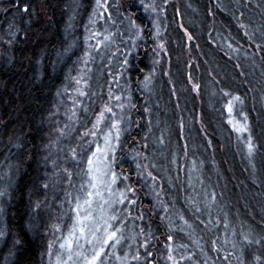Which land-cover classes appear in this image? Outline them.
Returning <instances> with one entry per match:
<instances>
[{
  "label": "trees",
  "instance_id": "trees-1",
  "mask_svg": "<svg viewBox=\"0 0 264 264\" xmlns=\"http://www.w3.org/2000/svg\"><path fill=\"white\" fill-rule=\"evenodd\" d=\"M96 3L0 0V264H47L83 198L93 147L78 144L114 95L133 203L103 264H171L167 244L173 264H264V0Z\"/></svg>",
  "mask_w": 264,
  "mask_h": 264
},
{
  "label": "rangeland",
  "instance_id": "rangeland-1",
  "mask_svg": "<svg viewBox=\"0 0 264 264\" xmlns=\"http://www.w3.org/2000/svg\"><path fill=\"white\" fill-rule=\"evenodd\" d=\"M98 8H101L102 6H98ZM88 42L87 46L90 48L89 49H94L92 46L98 48L100 46V40L98 39V35L93 30L88 29ZM95 39V40H94ZM106 41V38H104V42ZM88 49V48H87ZM87 61L84 62L83 64V70L86 68ZM82 70V67H81ZM83 72V71H82ZM78 75H75L73 77V82L68 84L67 89H66V96H65V102H67L66 105V113H65V120L68 122L71 121V119L74 117L75 109L78 108V105L81 102V95H83V89L85 86V75H80L83 73H77ZM119 96L114 95L112 98L109 96L107 100L104 102V104L101 106V108L98 110V114L96 117L93 119L92 126L90 129L87 131V133L84 135V139H80L81 144H78L82 149H87L88 147H93V152L96 151V148L99 146L102 150L104 149L105 146V141L104 137L111 132V143L114 146L113 147V152L108 153L109 156L112 157V160L114 162H111V167L115 171V163L117 161V158L119 157V148L121 144V139L123 137V132H122V123L124 122V111H125V106L126 102L125 99L119 98ZM65 107V105H64ZM111 109V111H105V109ZM115 122L117 124V129L111 128V124ZM230 123L233 127L234 130L237 131L238 128H243V125H240L236 123L232 117H230ZM109 124V125H108ZM66 126V125H65ZM57 133L63 130V127H57ZM246 130H241L237 131L239 135L243 134ZM119 135V139L117 140L116 137ZM91 153L90 157H92ZM74 155V154H72ZM73 157V156H72ZM101 157V153H97V155L93 158V167L97 165L98 158ZM88 168L89 165H87V177H86V185L85 188L83 189V198L79 199L78 201L83 204V201L85 199H88L87 197V192L88 191H93L95 192L96 189H93L90 187L89 184V175H88ZM118 176V179L115 184L111 185V190L112 194L109 195L108 191H103V197L104 199L110 200V201H116L121 199V194L123 193L124 196L127 198L130 196L129 189L131 188L130 183L128 182L127 178L121 176L120 174L116 173ZM110 180V176L108 177ZM118 184H120V187L118 188ZM100 187V186H98ZM93 203H92V208L91 211L93 215L96 217V220L98 221L99 225L103 226L104 221L107 219L108 216V211L107 205H104V209L102 210L100 205L102 203L101 198L97 196L91 197ZM127 201V199H125ZM77 202L75 204L74 209H76ZM121 204L116 203L113 205V208L115 209L116 207H120ZM76 212L73 210V216L72 220L70 221V225L65 229L64 231L56 226L51 232V236L49 237L50 243H49V248H48V253H47V264H84V257H91L93 253V247L99 248L101 245L99 243V238L102 236V230L101 232H97L95 234V237L92 235H89L86 239L80 237L79 230L78 228L76 229L74 235H70L73 233V227L76 224ZM81 216L84 215V211L81 210L80 213ZM114 221H110V223L113 224ZM72 239L73 246L71 249V259H69V249L67 246L64 248H61V244H65V242L69 239ZM88 241H91V244L88 243ZM111 243V242H110ZM112 250L113 248L111 247H105L104 248V254L105 252L109 251L111 255H106V256H112ZM163 250L166 254V258H168V262L173 264L172 260L169 259L170 255V245H165L163 247ZM54 254V256H53ZM102 254V257L103 255ZM101 257V258H102ZM118 260V259H116ZM172 261V262H171ZM99 264V262H98Z\"/></svg>",
  "mask_w": 264,
  "mask_h": 264
},
{
  "label": "snow or ice",
  "instance_id": "snow-or-ice-1",
  "mask_svg": "<svg viewBox=\"0 0 264 264\" xmlns=\"http://www.w3.org/2000/svg\"><path fill=\"white\" fill-rule=\"evenodd\" d=\"M97 4L98 6H102L100 5V0H97ZM23 11L25 12L28 11L27 6L24 7ZM241 27H243V25H241ZM189 39H191L190 36H189ZM235 99H239V98L237 97ZM105 111L110 112L111 109L106 108ZM229 111H231V108H229ZM111 128L117 129V124L113 122L111 124ZM241 130H246V125L243 126V128L237 129V131H241ZM110 137H111V132H109L104 137V141H105L104 149L102 150L98 146L96 148V151L93 152L92 154V157H95L97 153H101V157L98 158L97 165L93 167L92 157H89L87 161L89 165V168H88L89 184H90V187L93 189H96V191L95 192L88 191L87 192L88 199H85L83 201V204H81L78 201L76 209H74V211L77 214L76 224L73 227V233L70 235H74L77 228L79 230L80 237L85 238V239L89 235H92L95 237V234L97 232H101V230L103 233L102 236L99 238V243L101 246L99 248L93 247V253L91 257H87V256L84 257V264H98V262L99 264H103L101 257H102V254H104V248L105 247L115 248L117 245L121 243V240L124 239L122 235H118V233H120V229L115 227L112 223H110V221L119 220V217L115 214L116 210L113 208V205L116 203L124 204L125 199H128V198L124 196L123 193L121 194L122 198L116 201H110V200L104 199L103 197V191H108L109 195L112 194L111 185L115 184L118 179L116 172L111 167V162H114V161L112 160V157L108 155V153L113 152V147H114L111 143ZM116 139L117 140L119 139V135H117ZM253 147L254 146L251 144V141H249V154L250 155L252 154ZM109 176H110V180L108 179ZM153 179L155 178L153 177ZM129 191H131V189H129ZM93 196H97L101 198L102 203L100 207L102 210H105L104 205L108 206L107 208L108 216H107V219L104 221L102 228L99 225L98 221L96 220V217L93 215L91 211L92 203H93L91 197ZM128 203L132 204L133 201L131 199H128ZM81 210L84 211L83 216L80 215ZM168 240L171 241L172 237L169 236ZM88 243L91 244V241H88ZM65 246H67V248L69 249V259H71V249L73 246V242L71 238L67 240L65 244H61V248H64ZM148 255H151V253H149ZM134 258L139 259V256L137 255ZM171 258L172 257L170 256L169 259Z\"/></svg>",
  "mask_w": 264,
  "mask_h": 264
}]
</instances>
